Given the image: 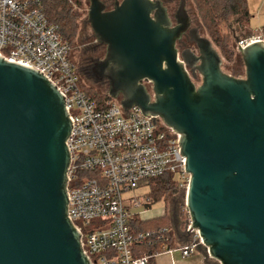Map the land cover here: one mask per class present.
<instances>
[{
  "label": "water",
  "instance_id": "obj_1",
  "mask_svg": "<svg viewBox=\"0 0 264 264\" xmlns=\"http://www.w3.org/2000/svg\"><path fill=\"white\" fill-rule=\"evenodd\" d=\"M186 5L174 26L159 0H123L111 11L90 0L88 23L107 48L94 83L108 82L126 112L138 107L181 135L185 206L208 255L264 264V41L240 49L246 77L231 76ZM187 34L197 54L179 52ZM72 124L54 84L0 57V264H91L70 220Z\"/></svg>",
  "mask_w": 264,
  "mask_h": 264
},
{
  "label": "built area",
  "instance_id": "obj_2",
  "mask_svg": "<svg viewBox=\"0 0 264 264\" xmlns=\"http://www.w3.org/2000/svg\"><path fill=\"white\" fill-rule=\"evenodd\" d=\"M256 41L262 40L241 39L237 51ZM72 54L71 45L47 19L42 0H0V57L41 72L64 96L73 121L68 140L70 220L81 235L84 254L91 264H150L173 252L168 244L176 240V232L165 228L133 233L131 222L138 210L152 202L149 195L137 199L124 195L151 180L164 176L174 180L177 175L178 188L187 193L190 176L181 135L138 107L126 112L108 93L101 103L91 99ZM185 211L184 236L190 243L178 250L189 257L202 239L192 228L187 207ZM95 225V230H86ZM156 244H161L162 253L138 251Z\"/></svg>",
  "mask_w": 264,
  "mask_h": 264
},
{
  "label": "rangeland",
  "instance_id": "obj_3",
  "mask_svg": "<svg viewBox=\"0 0 264 264\" xmlns=\"http://www.w3.org/2000/svg\"><path fill=\"white\" fill-rule=\"evenodd\" d=\"M71 2V1H70ZM179 4V1H178ZM248 10L251 15V21L249 24H245L243 26H239L238 17H234L229 21L228 28L224 27L221 32V36H219L218 44L214 43L215 48L220 53L223 65L222 68L225 73L234 76L236 78H245L246 77V68L242 61V57L240 53L237 51V41L256 37L260 40L264 41V0H247ZM187 7L191 13V17L194 21V27L200 29L201 34L211 41L210 35L202 25V21L199 16L198 8L194 0H187ZM90 8V0H84L81 6H75L74 11H76L79 16L77 17L76 23L78 26L76 39L73 43H71V47L73 49V55L75 59V63H79L78 57L84 51L88 45H92L96 43V38L94 37V33L92 31L91 25L88 23V14ZM177 9V6H171V13L174 14V10ZM251 28V30H250ZM190 46L191 45L190 43ZM195 49V47H192ZM105 54L103 53V56ZM239 71V72H236ZM83 80V88H92L96 92L100 94L108 93L106 88L100 87L93 83L92 81L87 80L84 76ZM197 85L201 83V77L195 81ZM181 179L180 175L174 177V181L177 183ZM152 186L147 183L142 185L136 192L131 194H125L124 198H134L136 197H144L145 195H151ZM185 195L186 192L183 189L178 188L177 192L170 195L166 201L163 199L159 203L153 204L150 208L146 209L145 207H141L138 210L139 216L135 219L142 220L143 222H163L170 224V227L173 228L172 232H176L180 230V232L184 229V222L186 221V206H185ZM151 202H153L150 197ZM167 216V218H165ZM169 216V219H168ZM167 220V221H166ZM98 221L96 222V224ZM169 226V225H168ZM164 227V226H163ZM161 227L162 229H165ZM95 226L88 227L86 230L93 231L95 230ZM153 228V227H152ZM150 228L149 230H153ZM155 230V229H154ZM173 234V233H172ZM175 240V239H173Z\"/></svg>",
  "mask_w": 264,
  "mask_h": 264
},
{
  "label": "trees",
  "instance_id": "obj_4",
  "mask_svg": "<svg viewBox=\"0 0 264 264\" xmlns=\"http://www.w3.org/2000/svg\"><path fill=\"white\" fill-rule=\"evenodd\" d=\"M83 1L84 0H42L43 11L47 19L50 23L55 24L58 27L62 38L70 45L75 41L78 30L76 20L79 14L74 11V8L75 6H81ZM194 1L198 8L202 25L213 40V44H218L219 36H221L223 28H228L227 26L232 18L238 17L239 26L249 24L251 21L247 0ZM84 91L91 99L98 103H101L108 98L107 91L104 94H100L95 90H92V88H85ZM148 183L152 186V193L149 196L152 198L153 202L148 205L146 209L150 208L153 204L159 203L163 199L166 201V199L173 193L177 192L178 189V184L170 176L151 180ZM165 218H167V216H165ZM161 227L171 229L169 221L166 224L157 221L143 222L142 220L137 219H134L131 222V229L135 234L156 231L162 229ZM150 228L153 230H149ZM168 246L172 247V243H169ZM161 248V244H156L152 247H140L138 248V251L151 255L154 253H162Z\"/></svg>",
  "mask_w": 264,
  "mask_h": 264
},
{
  "label": "flooded vegetation",
  "instance_id": "obj_5",
  "mask_svg": "<svg viewBox=\"0 0 264 264\" xmlns=\"http://www.w3.org/2000/svg\"><path fill=\"white\" fill-rule=\"evenodd\" d=\"M102 1L107 7V11H111L114 9L116 3H121L123 0H102ZM159 1H161L164 4V6L167 8L168 13H169V15H170V17L174 23V26H175L176 21H175L174 17L176 15L180 5L182 4L183 0H159ZM178 1H179V4H178ZM171 6H174V7L177 6V9L174 10L175 11L174 14L171 13ZM186 7H187V5H186ZM187 10H188V13L191 17V13H190L188 7H187ZM191 19H192V17H191ZM194 25L195 24H194V21L192 19V27H194ZM190 43H191V45H193L195 47V49L192 48L193 46H190ZM177 48H178L180 53L184 52L185 50H191V51L195 52L196 54L198 53L196 45L194 42H192L189 34L185 35L182 38V40L178 42ZM106 51H107L106 46L97 42V39H96V43H94L92 45H88V47H86L84 49V51L78 57L79 63L78 64L75 63L77 66V70L80 73L81 77L84 76L87 80H89L91 78L89 81H92L93 83L95 82V80L93 79V77H94L93 65L95 64V62L97 60H103L105 58ZM103 53L105 54L104 56H103ZM72 56H73V60L75 62L74 55L72 54ZM144 84L148 88V90H150V86L148 85V83L144 82ZM96 85L103 87V88L108 87L106 89L107 90L109 89L108 82H103V83H99Z\"/></svg>",
  "mask_w": 264,
  "mask_h": 264
},
{
  "label": "crops",
  "instance_id": "obj_6",
  "mask_svg": "<svg viewBox=\"0 0 264 264\" xmlns=\"http://www.w3.org/2000/svg\"><path fill=\"white\" fill-rule=\"evenodd\" d=\"M184 230H185V224L182 232H180V230L176 231L177 238L172 243L173 252L171 254L164 253L157 256L150 262V264H220L218 261L212 259L208 255V252L202 245L198 246L194 251V253L189 257H183L182 253L178 250V247L190 243V239L184 236L185 235Z\"/></svg>",
  "mask_w": 264,
  "mask_h": 264
}]
</instances>
